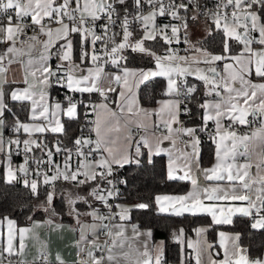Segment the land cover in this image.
Here are the masks:
<instances>
[{
  "label": "snow or ice",
  "instance_id": "6c2138e0",
  "mask_svg": "<svg viewBox=\"0 0 264 264\" xmlns=\"http://www.w3.org/2000/svg\"><path fill=\"white\" fill-rule=\"evenodd\" d=\"M201 14L211 21L208 35L220 37L218 53L191 44L189 22ZM163 17L177 23L158 24ZM157 41L163 43V53L148 46ZM181 42L200 55H180L172 45ZM0 45V154L5 158L0 163L7 166L6 182L22 181L37 199V210L47 215L46 220L22 228L9 217L0 219V226L7 225V235L0 233V264L22 256L29 237L39 244L32 264H69L34 231L42 224L49 231H61L65 225L56 223V218L62 215L75 221L67 230L79 236L72 264H165L164 242H153L150 229L141 232L138 225L129 228L127 223L133 208L150 205L110 203L121 195L118 185L127 183L117 177L118 169L140 165L144 156L152 163V157L162 154L168 157L167 180L187 181L191 190L155 196L156 210L211 218L208 227L194 229L198 239L187 244L195 253V264H264V255H249L240 233L219 232L220 260L213 258L220 253H213L206 239L210 227L232 225L235 217L246 218L252 230L264 232V0H218L214 10L203 12L198 0H0ZM129 54L150 59L154 68H129ZM53 59L58 61L55 66ZM13 64L22 66L19 80L8 77ZM108 64L117 71L106 73ZM190 76L204 88V99L196 104L202 121L199 131H207L209 121L214 124L210 138L216 143V162L210 168L199 166L198 128L186 127L180 120L181 115L193 114L188 103L196 100L198 86L188 83ZM155 77L166 79L167 99L159 101L157 110L143 109L136 90ZM14 84L23 87L6 91ZM56 86L66 90L63 101L51 99L49 89ZM75 93L101 97L84 105L94 115L88 121L89 135L74 138L73 149L62 147L58 137L50 147L44 143L46 133L67 137L63 118L80 119L78 108L84 102L75 99ZM13 102L22 109L26 106L28 116L24 121L15 116L9 124L6 114L12 113ZM152 115L158 117L152 126L162 127L163 133L153 132L155 140L148 135L134 137L133 129L148 131ZM250 116L260 126L250 135L238 134L234 126L250 125L254 122ZM6 128L14 137H5ZM164 141L172 147H163ZM21 149L24 163L14 169L12 155H20ZM34 149L43 155L37 158ZM61 153L62 165L53 159ZM198 173L215 183L201 184ZM58 182L72 186L61 191L59 210ZM172 237L183 243L184 229Z\"/></svg>",
  "mask_w": 264,
  "mask_h": 264
},
{
  "label": "trees",
  "instance_id": "16d2710c",
  "mask_svg": "<svg viewBox=\"0 0 264 264\" xmlns=\"http://www.w3.org/2000/svg\"><path fill=\"white\" fill-rule=\"evenodd\" d=\"M208 25L211 23L207 20ZM193 24L197 23L192 21ZM148 46L154 47L158 53L164 52L163 43L160 41L154 44L150 43ZM199 46L207 49L209 52H220V37L217 34L209 36L208 33L199 40ZM239 46H236L233 50L237 51ZM154 64L148 58L138 56L136 54H129L128 67H153ZM110 68H114L113 66ZM189 84H196L198 86V92L196 100L188 103V107L192 109V115L186 116L184 124L191 125L199 128L202 124L200 120V110L197 108V101H202L203 97V85L201 81L196 78L188 77ZM166 84V80L161 77H155L148 82L143 83L138 92L139 101L144 106L153 105L156 100V92L163 88ZM10 89V85L6 86V91ZM52 95L59 99L64 100L66 90L61 87H53L51 90ZM81 100L84 104L78 108L80 119L78 121H69L66 117L63 118L66 129L68 130V136H60L59 134H45L44 141L51 147L57 137L62 141V147L68 148L73 146V139L80 135L87 136L90 123H84L81 120V111L83 106L89 101H96L101 99L98 94L83 93ZM110 98L114 99L115 94H110ZM12 108L11 114H6L8 119L6 123H11L15 116H18L20 120L27 119L28 112L26 106L24 109L15 102L10 104ZM248 125V127H250ZM6 128L5 131H7ZM83 130V131H81ZM14 137V133H13ZM200 144V162L202 165H207L213 158V140L208 137L201 136ZM35 156H42L43 153L39 149H34ZM166 161L163 155L152 157V163H147V157H141L140 165L135 163L127 164L123 168L119 169V176L123 181H127L123 184V191L120 201L131 205L137 203H148L150 207L148 209H135L131 211L132 222H138L140 226L149 228L152 231L153 240H163L164 242V261L165 264H192V256L190 255V249L186 244L180 243L173 239L172 233L179 228L184 229V239L194 234V229L198 225L211 224V220L207 216H191L184 215L182 217L160 214L156 210L154 204V198L159 193H183L185 192L189 184L187 181L167 180L166 178ZM84 194V193H83ZM43 197L41 196V200ZM62 197L57 194L56 206L59 210L61 207ZM38 201L33 197L28 188L24 187L22 182H15L8 184L4 176L3 163H0V219L4 217L12 218L16 221L17 225H25L36 218H42L45 213L37 210ZM81 210L84 206L81 205ZM32 217L30 220L29 217ZM59 220H70L67 215L58 217ZM219 230L233 231L241 234V244L249 249V255L252 257L261 256L264 250V232L252 230L249 227V222L246 218L235 217L232 225H217L210 227L208 233V239L213 243V249H216V233ZM217 250V249H216Z\"/></svg>",
  "mask_w": 264,
  "mask_h": 264
},
{
  "label": "crops",
  "instance_id": "0c3cea01",
  "mask_svg": "<svg viewBox=\"0 0 264 264\" xmlns=\"http://www.w3.org/2000/svg\"><path fill=\"white\" fill-rule=\"evenodd\" d=\"M203 26H205L206 29L203 28ZM207 28L209 30L208 22H202V20L197 21L196 24H193V25H191L189 27V39L192 41L193 39L198 38L199 37L198 35L204 34L203 36H201L199 38V40H200L201 38H203L208 33ZM203 30H205V31H203ZM202 32H204V33H202ZM74 42H75V38H74ZM2 49H3V46L0 45V50H2ZM187 49L188 50L183 53L184 55H186L189 52V45H187ZM129 68H133V69H153L154 66L153 67H129ZM104 71L106 73H115L117 70L115 68H104ZM21 75H22V66L19 65V64H13L11 66V69H10L9 73H8L9 79L15 78V79L19 80L20 77H21ZM190 77L195 78L193 76H190ZM161 78H163V77H161ZM166 83H167V81H166ZM104 84H105V86H107V80L106 79L104 81ZM142 84H140V86ZM140 86H139V88H140ZM16 87H23V85H20V84L10 85V89L11 88H16ZM139 88H138V90H136L137 91V96H138ZM165 89H166V84H165V86L163 88L159 89L156 92L157 100L151 106H144V105H142L140 103V101H139V96H138V101H139L140 107L143 108V109H148V110H157V109H159V107H160L159 101L164 100V99H167V97L164 95ZM51 90H52V88L49 89V92H50V95H51V99L53 101L59 100V99L55 98L52 95ZM160 92H163V95H159ZM93 94H96V93H93ZM100 100L101 99H98V100H96L94 102H98ZM60 101H62V100H60ZM78 112H79V110H78ZM92 119H94V115H93V118ZM140 119L143 120L145 118L143 116H141ZM248 119H249V121H254V118L251 117V116ZM148 120H149V124H150L149 129H148L147 132H145L144 130H142L141 136L148 135L150 137V139L155 140V136H159L161 133H163L164 129L162 127L160 129H155L152 126V123L153 122H158V117L157 116L152 115V116H150L148 118ZM182 123L184 124V122H182ZM208 124H212L214 126V124L211 121H209ZM184 125L186 127H194V126H191V125H186V124H184ZM227 125H228V122L225 121V126L227 127ZM259 126H260V122L258 120H255L254 122H252V125L249 127V129H248L247 132H240L238 134H249L250 135ZM5 132H4V134H5ZM153 132H155V136L152 135ZM46 134H51V133H46ZM185 139H187V138H185ZM44 143H46V142L44 141ZM177 143L179 144V140L177 141ZM163 147L170 149L172 147V145H171V143L169 141H164L163 142ZM215 149H216V143L213 141V158H212V161L209 164H207V165H202L201 162H200V158H201L200 157L201 144L199 145V166H200V168H210V167L214 166V164L216 162L215 161ZM162 155L165 157V161H166V172H167L168 157H167L166 154H162ZM96 158L98 159V157H96ZM4 159H5L4 156L2 154H0V161H4ZM239 159L242 161L243 160V157H241ZM253 159H254V162H258V161H256V158L255 157ZM12 164H13V168L14 169L17 166H19L16 163H14L13 161H12ZM3 168H4V176L6 178V169H7L6 163H3ZM252 171H253V173H255V171H256L255 166L253 167ZM198 175H199L200 183L201 184H204V185H212V184L215 183L213 181H207V180H205L203 178V174L202 173H198ZM221 183H225V182H221ZM188 184H189L188 189L185 192H183V193H159L157 195H184L188 191L191 190V185H190L189 182H188ZM65 185L71 186V185H69L67 183H65ZM61 191H57V194L59 195V193H61ZM81 195H83V192H81ZM123 204H128V203H124V202H121L120 203V205H123ZM128 205L132 206L131 204H128ZM160 214H162V213H160ZM163 214L164 215H169V214H166V213H163ZM185 215H188V214H185ZM208 218L211 220L210 217H208ZM1 219H3V218H1ZM46 219H47V215L45 214L42 218L33 219L32 221H30L29 223H27L25 225H17V223H16V225H17L18 228L30 227L32 225L33 221H41L42 222V221H44ZM82 219H84L85 221H89L90 222V218H88V217H83ZM56 223L65 225L64 229H62L61 231H49V226L46 225V224H42L41 227L34 229V231L39 234L41 240L48 242L49 248H50V250H51V252L53 254H55L57 251L60 252L62 254V256L64 257V259L67 260L69 262V264H72V262L76 259V251H77V249L75 247V244H76V241L78 240L79 236H78V233H74V232L68 231L67 230V226L68 225L75 226V221L72 218L70 220H59L58 218H56ZM127 223L129 225V228H130V226L132 224H138L141 232L146 231V230H149V228L140 226V224L138 222L128 221ZM53 227H54V225H53ZM197 227H208V226L207 225H198ZM221 231L222 232H225L227 234H235V233H237V232L227 231V230H219V231H217V233H216V241H215L216 242V247H217L216 249L217 250L216 249H213V247L211 249V251L213 253H217V252L220 253L219 256H215V255L213 256V258L214 259H217V260L223 259V249H221L220 246H219V240H220L219 232H221ZM0 233H2L3 236H6L7 235V225H6V222L4 223V225L0 226ZM127 235L130 236L131 235V232L129 231L127 233ZM89 238L91 239V237H89ZM140 239H143V237H140ZM197 239H198V237H197V235H196V233L194 231V234L192 236H189V237H187L185 239L183 238V242L187 246V244H188L189 241L195 242ZM206 239H207L208 243L213 246V243L211 241H209V239H208V233H206ZM152 240H153V236H152ZM160 241H163V240H161V239L156 240V241L153 240V242H160ZM25 244L27 245V248L25 250V253L22 256H20V257H15V256L14 257L17 258V259H19V260L26 261V262L33 261L34 258L38 254L39 244H38V242L35 239H32L31 237L25 239ZM189 252H190V255L192 256V261L191 262H192V264H195V259H194L195 253H194L193 249H190ZM262 255H264V250H263V254Z\"/></svg>",
  "mask_w": 264,
  "mask_h": 264
},
{
  "label": "built area",
  "instance_id": "2783aa9c",
  "mask_svg": "<svg viewBox=\"0 0 264 264\" xmlns=\"http://www.w3.org/2000/svg\"><path fill=\"white\" fill-rule=\"evenodd\" d=\"M198 2L200 4V6H201V12H203L204 9H213L214 10L215 9V5L217 4L218 0H198ZM199 20H206V17L203 14H201L199 16V18L197 19V21H199ZM170 22L171 23H177L176 21H170L169 17L159 18L157 20L158 24H167V23H170ZM191 25H193L192 21L189 22V27ZM28 34L31 35V32H29ZM187 45L188 44H185V43L181 42L180 44L172 45V47L176 48V49H179V54L182 55L186 51ZM98 47H99V45H98ZM57 63H58V61L53 59V61H52L53 66H55ZM110 67H112V65L108 64L104 68H110ZM56 87H58V86H56ZM81 95H82L81 93H75L74 97L77 100H81L82 99ZM159 95H163V92H160ZM182 107H183V105H182ZM92 118H93V114L91 113V110L90 109H86L85 106H83L82 111H81V120L84 123H88V121L92 120ZM185 118H186L185 115H181V117H180L181 122H183ZM234 127H235V130L237 131V133L247 132L248 129H249L248 126H234ZM213 131H214V126L212 124H208L207 125V131H199V128H198L197 134H198L199 137L205 136V137H208L209 139H211L210 137H211V134L213 133ZM141 133H142V129L139 130V131H137L136 129H133V136L134 137L138 138L139 136H141ZM5 137L6 138L7 137H13V132L11 131V128L7 129V131L5 132ZM73 147L74 146L70 147L69 149H73ZM36 157L39 158L38 156H36ZM53 159H54L55 163H58V164L62 165L63 164V160H64V155H63V153L58 154ZM76 159H77V157L75 156V153L73 151V166H75ZM12 161L14 163H16L17 165H21V164L24 163V155H23L22 149H21V154L20 155H16L15 152L13 153ZM30 167L35 168V165L34 164H30ZM49 174H52V173H49ZM116 175H117V177L120 180H123L119 176V169L117 170ZM30 178H32V174L31 173H30ZM118 187H119L121 195L119 197L115 198L114 200L110 201V203H113L115 205H120V203H121L120 199H121V196H122L123 184H119ZM97 207H99V204H97ZM115 210L116 209H114V211ZM101 238L104 239L103 236H101ZM8 259H12L13 264H17L18 261H21V260L15 258V257H11V258H5L3 260V264H8ZM27 264H32V261H28Z\"/></svg>",
  "mask_w": 264,
  "mask_h": 264
},
{
  "label": "rangeland",
  "instance_id": "374dc122",
  "mask_svg": "<svg viewBox=\"0 0 264 264\" xmlns=\"http://www.w3.org/2000/svg\"><path fill=\"white\" fill-rule=\"evenodd\" d=\"M202 22H207L206 20H202ZM203 28H205L206 29V27L205 26H203ZM207 30H208V28H207ZM203 31H205V30H203ZM202 33H204V32H202ZM204 34H200V35H198L199 37L198 38H195V39H193L192 41H191V44L192 45H195L196 47H200L199 46V38L201 37V36H203ZM193 55H197V56H199L200 54L199 53H194L191 49H190V47H189V52L186 54V55H182V56H189V57H191V56H193ZM200 67H205V65H200ZM68 188H71V186H67V185H65V183L64 182H58V184H57V191H61V190H64V189H68ZM60 194V193H59ZM123 205H125V206H130V205H128V204H123Z\"/></svg>",
  "mask_w": 264,
  "mask_h": 264
},
{
  "label": "water",
  "instance_id": "95a60500",
  "mask_svg": "<svg viewBox=\"0 0 264 264\" xmlns=\"http://www.w3.org/2000/svg\"><path fill=\"white\" fill-rule=\"evenodd\" d=\"M136 225H138V224H136Z\"/></svg>",
  "mask_w": 264,
  "mask_h": 264
}]
</instances>
